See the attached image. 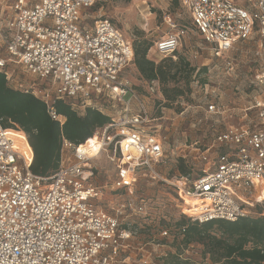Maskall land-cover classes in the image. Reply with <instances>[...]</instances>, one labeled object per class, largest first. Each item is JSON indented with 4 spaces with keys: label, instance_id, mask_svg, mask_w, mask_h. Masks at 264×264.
I'll use <instances>...</instances> for the list:
<instances>
[{
    "label": "built area",
    "instance_id": "1",
    "mask_svg": "<svg viewBox=\"0 0 264 264\" xmlns=\"http://www.w3.org/2000/svg\"><path fill=\"white\" fill-rule=\"evenodd\" d=\"M235 1L179 0L192 27L226 65L236 44L256 43L255 77L261 86L251 105L256 120L218 131L198 156L207 167L189 168L186 175L170 173L163 138L150 125L156 118L147 103L153 92L160 94L158 81H149L148 94H140L124 74L133 47L121 30L103 17L91 23L85 17L81 24L96 0L0 4V72L7 84L41 99L60 124L65 117L56 112V100L109 117L82 142L62 137L58 166L48 175L32 172L25 133L0 120V264H115L136 235L125 211L149 218L155 210L153 199L139 193V180L167 187L171 205L189 222L251 216V208L264 199V0H245L244 6ZM186 34V25H172L154 42L152 56L171 55ZM19 70L27 81L18 78ZM204 98L206 113L224 111L211 95ZM103 153L115 171L109 183L96 184L94 161ZM105 194L109 204L120 198L113 212L102 207ZM160 219L166 218L155 223L161 238L183 237L185 225H159Z\"/></svg>",
    "mask_w": 264,
    "mask_h": 264
},
{
    "label": "rangeland",
    "instance_id": "2",
    "mask_svg": "<svg viewBox=\"0 0 264 264\" xmlns=\"http://www.w3.org/2000/svg\"><path fill=\"white\" fill-rule=\"evenodd\" d=\"M12 0H0L1 5L10 4ZM237 4L246 5L245 0H236ZM81 17V24L86 21L91 23L93 18L103 17L111 20L123 33L124 37L133 45L135 39L140 35L150 40L152 44L161 36L176 27L186 25L187 34L182 39L180 46L175 50L186 57L191 66L195 67L190 77V84L185 88L183 95L176 98L172 105H158L156 102L161 94L156 91L150 95V113L156 119L150 125L163 138V144L170 155V173L180 174L177 166L181 155L184 163L196 172L207 167L200 161V152L205 149L214 139L215 134L230 124L240 125L256 120L255 109L251 108L255 97L260 93L261 86L255 77L258 66L259 47L252 40L243 41L228 53L231 65L223 62L224 56L215 53L209 44H206L202 37L195 31L190 23L189 13L179 1L176 0H130L128 2L117 0H96ZM170 18V21H167ZM83 19V20H82ZM169 56V55H167ZM165 57V56H163ZM162 56H152L159 61ZM176 59V58H173ZM206 64V70L200 72L199 68ZM18 78L22 82L27 81L20 70L17 71ZM125 76L135 84H142V81L132 65L124 71ZM201 78L208 82L207 90L200 89ZM48 85L50 81L43 80ZM146 88V85H141ZM144 86V87H143ZM145 94V93H140ZM205 95H211V99L217 101L224 107L221 114L210 115L204 111ZM216 95V96H215ZM126 95L125 98H128ZM135 106V103H133ZM82 114V109H77ZM99 173L93 181L96 184L109 183L114 174L115 168L105 153L94 161ZM175 171V172H174ZM139 193L152 198L151 216L144 217L126 210L124 220L132 221V227L136 229V235L130 240L128 249L120 255L115 264H163L162 257L168 253L176 252V245L158 234V227L155 225L160 216L166 219L161 220L159 225L173 226L178 220L185 217L179 214L173 207L172 194L167 187L154 182L147 184L139 180L137 184ZM110 196H103L102 207L104 210L113 212L116 198L113 204L105 199ZM264 201V199L262 200ZM255 203L251 208V215L256 216L258 205ZM264 214V212H263ZM213 233L219 235L215 230ZM164 245V246H162ZM181 256L209 262L208 254L205 253V246L193 242L189 246H179Z\"/></svg>",
    "mask_w": 264,
    "mask_h": 264
},
{
    "label": "trees",
    "instance_id": "3",
    "mask_svg": "<svg viewBox=\"0 0 264 264\" xmlns=\"http://www.w3.org/2000/svg\"><path fill=\"white\" fill-rule=\"evenodd\" d=\"M153 46L150 40L141 35L135 39L132 61L124 71L131 65L135 67L142 84L131 82L139 93L148 94L147 83L158 81L161 97L156 102L160 106H170L177 97L183 95L185 88L182 84L186 88L189 86L195 67L191 66L185 56L175 51L156 61L152 58ZM206 69V66L199 68L200 72ZM200 81L201 84L205 83L204 78ZM143 84L146 85L145 89L141 86ZM54 107L58 114L65 117L63 124L50 117L41 99L28 91L12 88L0 72L1 123L4 127L20 129L25 133L33 151L31 170L38 175H48L57 168L62 137L79 143L109 122L107 115L92 107H87L82 114L63 100H56ZM179 160L177 169L181 175H186L189 167L182 158ZM263 212L264 201H261L256 216L241 217L235 221L216 219L198 223L178 220V226L185 225L183 237L173 241L177 250L163 256V264H264ZM193 242L205 246L209 262L203 263L181 256L179 246H189Z\"/></svg>",
    "mask_w": 264,
    "mask_h": 264
},
{
    "label": "crops",
    "instance_id": "4",
    "mask_svg": "<svg viewBox=\"0 0 264 264\" xmlns=\"http://www.w3.org/2000/svg\"><path fill=\"white\" fill-rule=\"evenodd\" d=\"M162 246H164V245H162Z\"/></svg>",
    "mask_w": 264,
    "mask_h": 264
}]
</instances>
